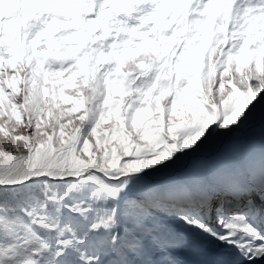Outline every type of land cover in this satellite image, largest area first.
I'll use <instances>...</instances> for the list:
<instances>
[{"label":"snow or ice","instance_id":"1","mask_svg":"<svg viewBox=\"0 0 264 264\" xmlns=\"http://www.w3.org/2000/svg\"><path fill=\"white\" fill-rule=\"evenodd\" d=\"M0 264H264V0H0Z\"/></svg>","mask_w":264,"mask_h":264}]
</instances>
